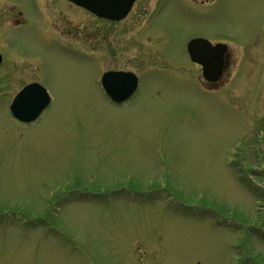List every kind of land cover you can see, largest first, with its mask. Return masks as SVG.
<instances>
[{"label":"rangeland","instance_id":"374dc122","mask_svg":"<svg viewBox=\"0 0 264 264\" xmlns=\"http://www.w3.org/2000/svg\"><path fill=\"white\" fill-rule=\"evenodd\" d=\"M155 1L163 65L144 45L106 56L153 68L120 105L101 41L35 25L10 46L0 8V264H264V0ZM197 36L230 47L214 89L186 51ZM31 81L52 101L21 124L9 102Z\"/></svg>","mask_w":264,"mask_h":264},{"label":"flooded vegetation","instance_id":"af4514ba","mask_svg":"<svg viewBox=\"0 0 264 264\" xmlns=\"http://www.w3.org/2000/svg\"><path fill=\"white\" fill-rule=\"evenodd\" d=\"M0 0V8L6 9V16L11 17L7 23L4 40L7 44L13 46L11 35L21 34L22 28L25 26H37L45 36L49 33H57L62 37L74 40L69 37L84 36L85 38L93 37L101 41V62L102 68L100 76L109 71H132L138 74L153 68L131 70L123 67H110L107 65L106 56L110 50L134 47L139 49L144 45L143 52L152 53L153 65H160L162 61L160 57H156L153 50L150 49L154 40H165L170 30V19L165 16V9L155 7V0ZM195 3L204 4L211 0H193ZM75 12V16L79 18L75 21L65 16V11ZM93 9L98 10L99 15ZM163 12V13H162ZM8 13V14H7ZM64 18L62 19V16ZM82 18V19H80ZM58 33V31H61ZM83 31V32H81ZM126 34V36H123ZM121 41L120 46L115 45V40ZM110 41V42H109ZM109 42V43H108ZM109 44L111 49L109 48ZM88 48L90 45H85ZM9 51V50H4ZM150 51V52H149ZM4 54V52H2ZM160 59V60H159ZM154 63V64H153ZM226 63H229L228 54ZM3 66L0 64V67ZM157 67V66H156ZM139 79V77H138ZM139 85H140V80ZM28 83H25V86ZM210 87L216 85L207 83ZM22 86V87H23ZM139 87V86H138ZM106 98L112 104L115 103L104 92Z\"/></svg>","mask_w":264,"mask_h":264},{"label":"water","instance_id":"95a60500","mask_svg":"<svg viewBox=\"0 0 264 264\" xmlns=\"http://www.w3.org/2000/svg\"><path fill=\"white\" fill-rule=\"evenodd\" d=\"M226 48L224 44L212 46L209 41L204 39H193L189 43V52L192 59L203 64L205 77L212 81L216 80L222 72L223 54ZM203 49L208 51L204 53L202 51ZM1 59L2 57L0 55V61ZM107 88L115 99L121 100L133 91L134 86L124 87L121 84L108 83ZM48 102L49 98L45 89L38 84H31L26 86L15 97L11 105V110L20 120L31 121L40 114Z\"/></svg>","mask_w":264,"mask_h":264},{"label":"trees","instance_id":"16d2710c","mask_svg":"<svg viewBox=\"0 0 264 264\" xmlns=\"http://www.w3.org/2000/svg\"><path fill=\"white\" fill-rule=\"evenodd\" d=\"M251 190L253 191V192H255L256 190L253 188V187H251Z\"/></svg>","mask_w":264,"mask_h":264}]
</instances>
